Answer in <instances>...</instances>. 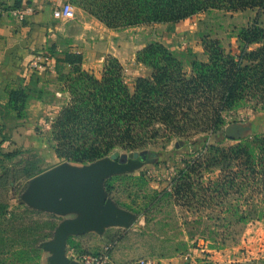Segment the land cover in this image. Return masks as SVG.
<instances>
[{
  "label": "trees",
  "instance_id": "1",
  "mask_svg": "<svg viewBox=\"0 0 264 264\" xmlns=\"http://www.w3.org/2000/svg\"><path fill=\"white\" fill-rule=\"evenodd\" d=\"M19 7L20 0H16L12 8ZM94 7L96 11L89 13L117 30L177 24L214 10H251L256 16L251 25L238 31L235 49L226 50L217 40L205 41L207 60L193 61L189 74L162 44L147 45L137 52L136 61L149 68L150 75L136 78L132 88L115 59L107 61L96 77L83 70L81 54L68 50L62 57H54L59 82L69 95L68 104L60 108L51 125L56 157L83 165L117 148L132 152L159 140L165 144L202 135L205 140L197 157L181 169V184L173 181L175 193L181 192L182 200L191 203L197 200L198 189L206 203L215 196L225 202L232 191L243 199L216 209V219L231 218L236 224L264 219V134L229 139L234 144L227 147L209 142L238 109L251 104V110L264 111V27L259 24L264 0H100ZM29 96L26 88L9 91L7 107L16 118L25 117ZM2 144L0 264H39L41 246L54 237L57 218L23 202L12 204V200L21 199L24 187L17 190L20 181L44 171L32 164L20 168L6 165L14 154L3 153ZM208 192L211 197L205 194ZM109 237L106 230L99 242L105 247L116 242ZM67 246L79 249L78 255L87 254V249L74 242Z\"/></svg>",
  "mask_w": 264,
  "mask_h": 264
},
{
  "label": "rangeland",
  "instance_id": "2",
  "mask_svg": "<svg viewBox=\"0 0 264 264\" xmlns=\"http://www.w3.org/2000/svg\"><path fill=\"white\" fill-rule=\"evenodd\" d=\"M72 1L78 10V17L83 18L88 15L105 26L89 13L95 8L94 5L100 3V0ZM255 16L256 13L251 10L242 12L214 10L197 14L177 24L145 25L137 29L129 28L126 32L105 26L109 30L106 31L105 44L102 48L93 47L97 45L96 41L101 39L95 40V35L89 36L88 44L92 48L88 51L90 55L85 60L87 66L83 70L96 76L95 72L97 73L96 77H100L104 64L115 59L122 67L126 82L131 88L132 82L140 77L136 67H140L142 64L136 61L137 52L151 43H159L177 58L184 72L189 74L193 61L205 62L207 60L204 49L205 41L217 40L226 50L235 49L238 46L236 37L238 31L242 27L251 25ZM259 24L264 27V17L260 18ZM66 51L68 50H59L57 46L53 45L48 47L45 53L41 52L38 55H49L53 61L54 57L62 55ZM111 51H116L122 58L118 60L110 53ZM74 52L81 54L83 62L82 53ZM96 53H100L98 56L103 59L102 66H97L100 64L99 62L92 64L90 61V56L97 55ZM143 67L148 69V75H150L151 70ZM44 102L45 106L39 108L38 115H36L38 124L35 133L41 138V143L36 147L19 145L15 147L13 144L6 149L3 147V153L14 154L11 161H5L6 165L20 168L32 164L36 170L41 171L61 164H64L68 169L77 170L100 162H113L118 166L117 171L108 174L103 179L99 191L105 203L118 209L125 224L106 228L109 238L114 237L113 239L116 241L108 247L99 242L105 232L100 234V232L92 230L82 235H69L66 241L74 242L82 250L83 248L87 249L86 256L104 254L111 263L125 264L139 259L166 258L186 252L197 253L201 249L226 253H264V219L238 224L234 223L231 218L228 219L232 222L216 219V211H218L216 209L236 204L237 200L242 198L238 193L232 191L228 193L225 202L223 198L218 199L215 196V200L206 203L201 201L204 193L198 189L195 190L197 200L191 203H185L182 200L181 192L175 193L173 181L175 179L181 184V169L186 161H192L197 157L196 152L200 150L205 140L202 135L191 139L175 138L165 144L163 143L165 141L159 140L156 144L143 150L132 152L117 148L100 160L83 165L72 164L56 157L53 150L55 142L52 141L50 133L52 122L60 108L68 104L69 95L67 102L66 100L64 102L63 100L57 101V104L61 103V105L58 111L53 114H49L50 109L46 106L51 103L47 96H45ZM249 105L251 104L230 114L228 123L222 131L213 135L209 142L227 147L234 144L229 139L237 140L264 134V111L261 109L253 111ZM27 117L26 110L24 118ZM231 128H234L233 132L228 133ZM115 154L118 157L113 159L112 156ZM121 157L125 158L124 162L119 161ZM31 181L32 178L19 182L17 190L20 191L24 187L21 199H13L12 204L23 202L32 207L27 198ZM105 186H108V191ZM205 194L209 197L212 196L211 192ZM245 197H248V194ZM43 212L57 218V227L67 220V213L56 214L48 210ZM55 234L56 232H54ZM54 240L55 236L45 241L41 246V252L53 253L48 249V246ZM210 247L215 249H210ZM76 252L80 253L79 249Z\"/></svg>",
  "mask_w": 264,
  "mask_h": 264
},
{
  "label": "crops",
  "instance_id": "3",
  "mask_svg": "<svg viewBox=\"0 0 264 264\" xmlns=\"http://www.w3.org/2000/svg\"><path fill=\"white\" fill-rule=\"evenodd\" d=\"M16 0H0L2 9H13ZM68 0H20V7H31L33 12L23 21H18L11 15L0 16V142L5 149L13 146L36 147L41 138L36 135V115L38 109L45 106V96L51 103L46 105L49 114L58 111L61 103L68 100V94L62 88L54 63L44 64L42 69H32L30 62L41 52L45 53L48 47L57 46L59 50L78 51L83 55L82 68L85 69L89 58V36L95 35V46L100 49L105 44L106 31L109 30L96 19L85 15L78 17V10L74 6V18L58 20L52 15L55 7ZM142 27V26H141ZM139 27L130 28L137 29ZM125 29L123 31H127ZM113 33V32H112ZM114 34V33H113ZM58 51V49L55 48ZM110 50V49H109ZM118 60L122 58L116 51H111ZM88 54V56H87ZM97 54V53H96ZM100 53L90 56V61L103 65ZM62 57V55H58ZM90 64V63H89ZM67 68V67H66ZM138 68L140 77L148 76V69L143 65ZM97 76V73L94 72ZM61 84V85H60ZM131 88L134 82L131 84ZM61 86V87H60ZM16 88H26L31 95L27 105V118H15L14 112L7 107L9 91ZM54 101V102H53ZM51 118V117H50ZM67 220H77L81 214L77 211L67 213ZM119 225H117L118 227ZM65 257L75 264H82L78 253L68 248L66 242ZM187 253V252H186ZM190 253V252H188ZM196 264H264V253H226L201 249L197 253H190ZM52 253L42 252L39 264H51ZM157 264H183L185 254L172 257L154 259Z\"/></svg>",
  "mask_w": 264,
  "mask_h": 264
},
{
  "label": "water",
  "instance_id": "4",
  "mask_svg": "<svg viewBox=\"0 0 264 264\" xmlns=\"http://www.w3.org/2000/svg\"><path fill=\"white\" fill-rule=\"evenodd\" d=\"M234 128L228 130L232 133ZM117 154L112 158L116 159ZM120 162L125 158L121 157ZM116 163H97L82 170L68 169L64 164L52 167L32 178L27 198L33 208L65 214L77 211V220H66L56 228L55 240L48 246L51 264H75L65 257L66 240L71 234L82 235L92 230L104 233L106 228L122 226L123 217L114 206L105 203L99 187L108 174L117 171Z\"/></svg>",
  "mask_w": 264,
  "mask_h": 264
},
{
  "label": "built area",
  "instance_id": "5",
  "mask_svg": "<svg viewBox=\"0 0 264 264\" xmlns=\"http://www.w3.org/2000/svg\"><path fill=\"white\" fill-rule=\"evenodd\" d=\"M33 12V9L31 7H25V8H13L10 10L2 9L0 7V16L3 15H11L18 21H23L27 15L31 14ZM52 15L55 19L58 20H70L74 18V6L69 2L65 1L63 4H61L58 7H55L52 11ZM52 63V59L49 55H37L31 62L30 67L32 69H42L44 67V64ZM74 251L73 249L71 250ZM185 254V261L183 264H196L195 259L192 257L190 253H184ZM77 259L82 264H114L109 261L106 255H96V256H86V255H78ZM125 264H157V262L154 259H139L131 263H125Z\"/></svg>",
  "mask_w": 264,
  "mask_h": 264
}]
</instances>
